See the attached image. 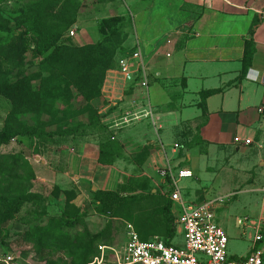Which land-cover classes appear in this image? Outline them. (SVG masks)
<instances>
[{
  "label": "crops",
  "instance_id": "crops-1",
  "mask_svg": "<svg viewBox=\"0 0 264 264\" xmlns=\"http://www.w3.org/2000/svg\"><path fill=\"white\" fill-rule=\"evenodd\" d=\"M105 3L108 12L130 16L134 35L142 40L139 47L148 71V89H141L138 79L126 82L119 68L108 70L100 98L92 103L103 130L98 127L47 148V163L35 168L37 180L46 185L71 181L84 201H91L97 192L116 193L122 187L127 188L123 195L150 187L153 194L169 200L159 176L168 161L193 174L181 182L182 199L192 204L216 201V212L217 199L224 196L215 194L218 184L209 185L202 177L221 172L230 182L243 185L233 194L245 189L261 196L258 220L244 227L253 230L254 237L262 233L264 0ZM165 35L170 36L163 40ZM204 118L208 126L202 136L208 149L184 153L175 148L186 129ZM236 137L250 139L252 144L236 145ZM108 141L116 142L120 152L102 163L100 146ZM171 204L174 226L183 235L176 224L179 208ZM251 241L246 255H231L230 261L244 259L255 246L254 238Z\"/></svg>",
  "mask_w": 264,
  "mask_h": 264
},
{
  "label": "rangeland",
  "instance_id": "rangeland-1",
  "mask_svg": "<svg viewBox=\"0 0 264 264\" xmlns=\"http://www.w3.org/2000/svg\"><path fill=\"white\" fill-rule=\"evenodd\" d=\"M106 5L105 0H0V131L9 124L15 131L38 129L52 134L31 143L17 138L0 147V168L11 167L14 161L9 158L21 154L34 175L30 186L26 182L22 187L41 200L40 204L29 203L18 211L0 204V213L6 210L11 215L0 224V264H80L75 252L69 253L76 246H72L76 237L96 241L93 252L99 258V247L118 250L125 245L129 227L143 241L159 239L177 248L184 247L182 233L161 215L166 199L153 194L150 187L118 196H92L91 201H84L72 188L71 181L46 185L36 178L35 168L47 163L44 157L47 148L98 126L102 131L104 126L100 125L101 118L90 112L89 97H83L76 88L82 76L72 68V62L79 60L78 53L54 50L32 62L30 54L21 50L24 32L35 28L43 36L51 37L57 22L61 27L60 23L75 19L72 26L61 30L62 39L71 40V44L64 46L92 47L99 57L105 55L107 61H112V66L120 65L121 57L135 51L142 40L134 35L130 16L108 12ZM57 62L68 63L65 68L68 76L57 72ZM70 66L72 69L67 70ZM207 126V118L191 124L178 139L177 147L184 153L190 149L207 150L208 143L202 136ZM70 131L72 135L68 136ZM110 142L107 154H119L118 146L113 144L116 142ZM107 158L102 161L108 162ZM202 180L209 185L218 184L219 189L214 192L224 196L217 199L215 223L228 238V258L246 255L254 232L244 225L258 220L261 196L244 192L245 189L233 194L243 185L230 182L221 172L203 173ZM0 194L5 197L3 191ZM238 221L243 225L239 226ZM37 226L42 228L38 234ZM49 235L53 241H48ZM63 244L67 246L62 248ZM111 261L107 254L104 264Z\"/></svg>",
  "mask_w": 264,
  "mask_h": 264
},
{
  "label": "built area",
  "instance_id": "built-area-1",
  "mask_svg": "<svg viewBox=\"0 0 264 264\" xmlns=\"http://www.w3.org/2000/svg\"><path fill=\"white\" fill-rule=\"evenodd\" d=\"M197 1L204 4L207 0ZM119 72L126 82L134 83L138 79L139 87L148 89V71L139 45L130 58L120 62ZM234 143L249 147L252 141L236 137ZM192 175L191 171L173 167L168 161L159 172L165 185L163 193L179 208L176 224L183 232V248L166 246L159 239L142 242L129 227L125 245L118 250L99 247L101 256L96 257L92 264H104L107 254L112 257L110 264H264V237L260 231L254 237L255 246L250 253L241 261H230L227 255L228 238L215 223L216 201L192 204L182 199L181 182L192 178Z\"/></svg>",
  "mask_w": 264,
  "mask_h": 264
},
{
  "label": "trees",
  "instance_id": "trees-1",
  "mask_svg": "<svg viewBox=\"0 0 264 264\" xmlns=\"http://www.w3.org/2000/svg\"><path fill=\"white\" fill-rule=\"evenodd\" d=\"M74 22L75 19L71 20V22L64 21L60 23L61 27L58 26L59 22H57L56 30L55 28L52 30L51 37L43 36L44 35L43 32H40L35 28L25 30L24 38L21 43V50L23 53L30 54L32 62H38L46 54L54 50L61 52L62 51L69 52L73 50L75 53H78L79 60L72 62L73 63L72 68L78 70L80 76H82L81 81H78V83L76 84V88L83 95V97L86 96L89 97V110L97 117L98 116L97 111L92 107V103L93 101L100 98L101 89L106 72L111 69H115V68L118 69L119 64L117 63L116 66H112V61H107V57L105 55H103V57H99V54H97L98 52H95V50L92 47L76 48V47L64 46L66 44H71V40L62 39L61 30H63L64 32V30L72 26ZM133 52L134 51L128 53L127 55H123L121 57L122 60L129 58L133 54ZM67 64L68 63L57 62V72H60L61 74H67L65 72L66 71L65 68ZM102 65L103 67L100 69ZM72 68L70 66L69 68H67V70H71ZM87 80L90 81V84L86 83ZM67 135L68 136L72 135V132L70 131ZM83 135H73L70 136L68 139L79 138L80 136ZM59 136H65V134ZM43 137L49 138L52 137V134L45 133L44 131L38 129L15 131L14 129L11 128L9 124H6L3 127V129L0 131V147L10 144L12 141H14L17 138L26 139L29 141V143H31V142H36L42 139ZM110 143L111 142L108 141L100 146L101 148L100 154L102 155L101 159H103L105 156L108 158H110L112 155L114 156L113 153L108 152L107 154V150L109 151L111 149ZM113 144H116L118 146L117 143H113ZM51 145L54 144L52 143ZM118 149L120 150L119 146ZM9 159L11 161H14L12 162L11 167L5 165L4 168H0V187L2 185V191L4 192L5 195V197H1L0 194V204L1 205L4 204L5 208L13 207L14 211L20 210L23 206L29 203L40 204L41 200L39 197H37V195L30 194L28 190H27L28 192L26 191V187L25 188L22 187V183L25 184L27 182V185L30 186L31 182L33 181L32 177L34 175L32 173V170L29 168L28 164L23 160L21 154H19L16 157L15 156L10 157ZM102 163H109V162L102 161ZM177 168H182V167L181 165H179V167ZM6 184L7 187L4 188V185ZM20 187H22V189ZM2 191L0 192L2 193ZM123 192H127L126 187L124 188L122 187L121 190L116 193L97 192L94 194V197H102L104 195L118 196V195H123L121 194ZM166 202L167 203L164 204L161 210V215L168 223L174 225L173 218L170 214L172 204L167 199ZM10 218H11L10 213L5 210L3 213H0V224L2 222H7ZM40 230H42V228L37 226L36 234L40 233L41 232ZM47 234H49V232H47ZM169 234H171V232ZM26 237L29 240V236L26 235ZM47 237H49L48 241H53V238L50 237V235ZM140 241L150 242L152 240L143 241L140 239ZM160 241L163 242L162 240ZM72 242H73L72 246L74 245L76 246L69 253L75 252L77 256V260H79L80 264H90L92 259L96 258L93 252L94 246L96 245V241L90 240L86 237L78 236ZM163 243L166 246H171V243H165V242ZM65 246L67 245L66 244L61 245L62 248ZM241 260H237V261H241Z\"/></svg>",
  "mask_w": 264,
  "mask_h": 264
}]
</instances>
